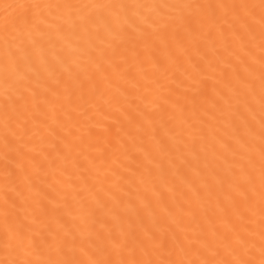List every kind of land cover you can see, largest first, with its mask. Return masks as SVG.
Listing matches in <instances>:
<instances>
[{
  "label": "snow or ice",
  "instance_id": "1",
  "mask_svg": "<svg viewBox=\"0 0 264 264\" xmlns=\"http://www.w3.org/2000/svg\"><path fill=\"white\" fill-rule=\"evenodd\" d=\"M0 264H264V0H0Z\"/></svg>",
  "mask_w": 264,
  "mask_h": 264
}]
</instances>
